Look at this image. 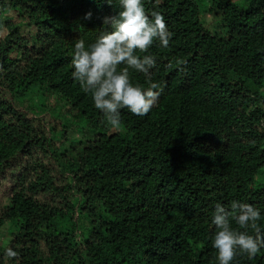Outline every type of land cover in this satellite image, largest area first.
<instances>
[{"label": "trees", "instance_id": "trees-1", "mask_svg": "<svg viewBox=\"0 0 264 264\" xmlns=\"http://www.w3.org/2000/svg\"><path fill=\"white\" fill-rule=\"evenodd\" d=\"M144 7L172 34L147 53L162 90L117 129L71 75L75 40L93 42L115 4L0 0V264H217L215 204L264 210V0Z\"/></svg>", "mask_w": 264, "mask_h": 264}, {"label": "clouds", "instance_id": "clouds-1", "mask_svg": "<svg viewBox=\"0 0 264 264\" xmlns=\"http://www.w3.org/2000/svg\"><path fill=\"white\" fill-rule=\"evenodd\" d=\"M115 4L116 13L103 17L105 28L93 42L78 38L73 44L72 78L85 93L91 94L94 107L100 110L112 128L121 125V111L127 109L134 116L143 117L155 106L162 86L151 79L150 70L156 58L149 49L158 43L167 48L171 40L165 18L159 11H146L144 0H105ZM92 12L84 14L85 20ZM179 63V61H178ZM143 73L148 86L134 83L130 73ZM264 210L247 202L232 200L228 205L217 202L211 219L215 229L212 247L217 264H232L241 254L251 260L264 250ZM233 222L237 227H233ZM5 255L17 256L11 247Z\"/></svg>", "mask_w": 264, "mask_h": 264}, {"label": "rangeland", "instance_id": "rangeland-1", "mask_svg": "<svg viewBox=\"0 0 264 264\" xmlns=\"http://www.w3.org/2000/svg\"><path fill=\"white\" fill-rule=\"evenodd\" d=\"M208 2L204 5V6H208ZM202 11H204V10H202ZM205 12V11H204ZM203 12V13H204ZM202 13V14H203ZM203 16H205V21H203L204 23H205V25H209V27H210V25L212 24V22H213V19H212V17L208 14V13H204L203 14ZM257 181H258V185H263L264 184V169L263 170H261L260 171V173H259V175H258V177H257ZM10 227V226H9ZM3 236H4V238H7V235L5 234V233H3Z\"/></svg>", "mask_w": 264, "mask_h": 264}]
</instances>
